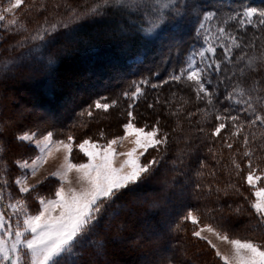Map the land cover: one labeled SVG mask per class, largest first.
I'll return each instance as SVG.
<instances>
[{"label":"snow or ice","instance_id":"1","mask_svg":"<svg viewBox=\"0 0 264 264\" xmlns=\"http://www.w3.org/2000/svg\"><path fill=\"white\" fill-rule=\"evenodd\" d=\"M217 4H221V0H217ZM22 5H25V0H8L5 7H0V22H4L0 27L10 31L9 26L16 25L17 19L14 15L9 19L6 14L14 13ZM110 12L130 18L131 32L124 28L121 31L143 42L145 50L135 57L140 65L146 63L150 55L159 57L161 63L168 62L171 55L182 51L185 38L191 32L202 39L201 46L188 50L185 62L167 78L157 83H150L148 79L134 81L133 90L122 94L125 99L133 101L128 105V120L122 125V136L108 139L105 143L91 137L77 142L71 134L57 138L53 130L40 132L38 120L33 121L34 129L15 134L18 144L31 145L37 153L34 157L13 161L21 172L13 182L20 194L17 198L8 190L10 167L5 157L11 146L4 135L5 124H14L15 121L0 123V264H110L106 259L109 249L116 242L127 243L122 233L128 223L127 217L134 216L138 206L136 202L131 205L124 203L125 197L136 195L144 179L156 173L163 153L168 151L171 135L162 130L159 119L150 128L137 126L131 109L134 102L144 96L145 87L157 89L170 82L185 84L194 92L195 100L206 105L184 115V104L188 103L184 100L172 111L173 116L184 115L189 121L193 116H200L197 123H202L209 116L214 117L216 124L210 136L223 140L229 150L233 149V138H240L242 154L248 158L244 180L254 189L251 209L259 226L264 229V187H257L258 182L264 180V170L254 167L252 159L256 152L252 145L258 132L264 141V5L257 7L242 2L240 8L224 9L222 4L207 7L203 0H93L82 11L71 10L70 14L51 22L45 19L31 32L23 29L28 34L18 47L30 50L20 60L26 61L31 57V64L20 63L17 59L0 61V76L30 71L36 65L51 74L58 63V55L48 50L49 38L62 29L74 32L72 25ZM230 24L231 28L228 27ZM250 30L252 35L249 37ZM218 49L221 50L219 56ZM221 87L224 89V105L217 107ZM107 99L95 100L86 114L91 117L94 110L109 112L117 101L102 102ZM148 107L153 108L154 105L149 103ZM21 109L18 114L21 120L28 114L40 115L30 107L21 106ZM226 129L229 130L228 135L222 136ZM179 130L178 120L173 131ZM196 132L202 134L205 128L199 127ZM99 136L103 140L104 132L101 131ZM192 139V136H187L184 143L190 145ZM125 141H129L132 147L118 152L117 146H122ZM74 149L86 158L85 162L72 161ZM150 149L161 153V156L145 160ZM258 149L264 151V142ZM59 152L64 154L60 166L35 184H30L29 181L35 180ZM187 155L189 148L177 153L173 161L177 174ZM232 163L239 179V173L243 171L241 164L235 159ZM205 167L207 165L201 162L200 168ZM73 172L77 174L76 186H72L69 179ZM196 175L202 177L204 173L197 172ZM50 179L57 184L53 186L51 195H44L41 185ZM195 187L199 190L203 186L197 184ZM206 191L219 199L239 193L240 189L235 184L224 188L210 184ZM29 196L38 205L34 213L29 210ZM5 200L8 201L6 204ZM152 206L157 205L153 203ZM219 211L215 207L208 210L212 217L209 223H203L191 209L182 219L195 226L192 236L214 250L221 264H264V244L231 238L227 225L222 219L216 220L215 214ZM240 211L239 207L235 209L236 213ZM145 235L149 239L158 238V233L151 229ZM209 235L230 245L231 254L222 253ZM151 264L181 262L171 258L170 250L164 249L163 254Z\"/></svg>","mask_w":264,"mask_h":264},{"label":"trees","instance_id":"2","mask_svg":"<svg viewBox=\"0 0 264 264\" xmlns=\"http://www.w3.org/2000/svg\"><path fill=\"white\" fill-rule=\"evenodd\" d=\"M203 2L207 7L222 4L224 9L240 8L242 2L257 7L264 5V0H221V4H217V0ZM92 3L93 0H38L28 7V14L21 27L20 23L17 27H10V31H1L0 61L20 60L29 52L28 47H18L20 41L28 34L23 29L31 32L43 24L45 19L50 22L60 19L70 14L71 10L82 11ZM114 16L120 15L110 12L108 15L85 19L72 25L74 32L62 29L54 37H50L48 50L58 55V63L51 74L36 65L30 71L6 73L4 76H7V79L0 76V120L17 119L18 116L14 115L18 112L17 106H26L46 115L48 120L58 125L59 130L76 131V126L83 123L87 125L88 120L81 113L95 100L101 97L121 99L125 91L133 90V82L140 79H148L150 83L162 81L185 62L188 50L196 48L202 42L190 30L191 34L186 36L182 51L171 55L168 62L161 63L159 57L150 55V59L140 65L135 57L138 52L145 50V46L139 38L127 33L93 34L94 30H100L102 25L110 23ZM126 18L128 23L123 28L131 32L130 18ZM228 27L231 28L232 25ZM251 35L250 30L248 36ZM66 39L71 41L70 47L63 52L59 51L60 47L67 45ZM220 54L221 50L218 49L217 55ZM20 63L31 64V57L26 61L20 60ZM73 82L79 83L82 97L77 101L73 100L71 108L63 113L50 108L53 104L57 105L65 100L67 89ZM223 92L221 87L217 107L224 105ZM144 93L135 103V114L143 125L152 126L156 120H160L162 130L171 134L168 151L163 153L156 173L146 177L138 186L139 192L125 197L124 203L138 204L135 208L136 214L127 217L128 223L122 233L127 243L112 244L107 261L110 264H151L163 254L164 249H168L171 258L181 264H220L207 244L192 236L195 226L182 219L189 209L193 210L203 223L212 220L208 215L210 208L220 209L221 211L215 214L216 220L222 219L230 229L231 238L250 239L264 244V229L259 226L258 218L251 209V202L254 201L253 189L244 180L248 170V158L242 154L240 138H233V149L229 150L223 140L210 136L216 124L214 117L209 116L202 123H197L201 120L200 116H193L191 121L186 120L184 115L187 112L196 111L206 105L197 102L194 92L185 84L170 82L157 89L145 87ZM31 95L36 96L37 100H31ZM184 100L188 101L184 104V115L173 116L172 111L183 104ZM125 101L129 102L128 99ZM169 101L175 102L168 103ZM149 103L154 107L149 108ZM178 120L180 130L173 131ZM199 127H204L205 132H196ZM228 131L226 129L221 135L227 136ZM12 133L13 129L10 130V134ZM187 136L193 137L190 145L184 143ZM262 142L264 141L258 132L252 145L256 149L252 159L254 167L264 170V151L258 149ZM185 148H189V155L184 158V164L180 165L181 171L177 174L173 161L176 160L177 153ZM154 152L153 156H161V153ZM233 159L240 163L243 169L239 173V179L232 163ZM201 162L207 167L200 168ZM197 172H203L204 176L198 177ZM197 184L203 187L198 190L195 187ZM210 184L221 188L235 184L240 192L217 199L206 191ZM229 191L231 192L230 188ZM4 203L6 204L7 200ZM153 203L157 206L153 207ZM238 207L241 211L236 213L235 209ZM149 229L158 233V238L149 239L145 235Z\"/></svg>","mask_w":264,"mask_h":264},{"label":"rangeland","instance_id":"3","mask_svg":"<svg viewBox=\"0 0 264 264\" xmlns=\"http://www.w3.org/2000/svg\"><path fill=\"white\" fill-rule=\"evenodd\" d=\"M38 0H25V5H22L20 9L14 10V13L12 14H6V16L10 19L13 15L17 19V24L14 26H9V27H17L21 23L20 27L22 24L25 22V17L28 14V7L33 6L35 3H37ZM8 0H0V7H5L7 5ZM4 22H0V25H3ZM128 23V20L125 16H114L112 17V21L110 23H106L101 26L99 32L98 30H94L93 34H125L124 32L121 31L124 25ZM1 31H4L3 27H0V43H1ZM70 39V38H69ZM66 39L67 45L65 47H60L59 51H65V49L70 47V40ZM77 40V39H76ZM81 40V39H79ZM202 41V39H201ZM202 43V42H201ZM201 43L196 48H199L201 46ZM76 86V87H75ZM79 83L78 82H73L72 84L69 85L67 89V96L65 97V100L62 101L60 104H53L52 109H57V112H65L66 110H69L71 108V103L73 100H76L81 98L82 95L79 92ZM82 86H84V83L82 82ZM87 87V86H86ZM85 87V88H86ZM88 88V87H87ZM36 95V94H35ZM37 96V95H36ZM34 95H31V100L35 101L37 100V97ZM72 100V101H71ZM112 100H116L117 104L114 108L110 109L109 112L105 113L103 111H93V115L89 117L86 112L89 109L92 103L89 107L86 108L84 117L88 120L87 125L85 123L76 126V131L68 132V131H62L59 130L58 125H55L52 120H48V117L46 115H43L39 112V116H33L32 114H28L26 118L22 119L19 117V113L21 112V106H17V111L15 112L18 118L13 120L12 118L7 121H15L14 124H5V137L8 140V143L10 144L11 148L10 151L6 153V159L8 161L9 167H10V172L8 174L9 178V191H11L12 195L14 198H17L20 196L18 189L14 185V180L17 175H20L21 172L18 168H16L15 164L13 161L18 158H29V157H34L37 153L36 150L31 146L27 144H18L15 141V134L26 131L29 129H34L35 126L33 124V121H39L40 122V127L39 131L40 132H46L48 130H53L56 133L57 138H64L68 134H71L75 137L77 142L82 141L84 138L91 137L94 140H98L100 143H105L108 139L116 138L119 136L123 135V129L122 125L127 122L128 116H127V111L129 110L128 105L130 103H133V101L126 102L125 98L122 97L121 99L119 98H112L109 97L106 101L102 102H110ZM137 102V101H136ZM134 102V103H136ZM56 106V108H55ZM59 106V107H58ZM135 106L131 109L134 111ZM4 120H0V123H4ZM135 123L137 126H145L142 124V121L139 120L136 116ZM149 128L151 126L147 125ZM58 127V128H57ZM13 129V133L10 134V130ZM82 131V132H81ZM103 131L105 134V138L103 140L100 139L99 133ZM81 133V134H80ZM8 135V136H7ZM132 145L129 141H125L122 146H117V151L118 152H123L127 151L129 148H131ZM154 149H150L149 153L146 154L144 157L145 160L150 159L153 157ZM63 152L56 153L53 158L49 160V163L43 168L39 176L35 180H30V184H35L38 180L43 179L46 175H48L50 172L56 170L60 164L63 162ZM158 156V155H157ZM72 161L74 163H80V162H85L86 158L83 157L81 153L77 149L73 150V154L71 157ZM69 179L72 181V186H76L78 183L77 179V174L75 172L70 174ZM57 184V181L54 179H50L47 181L44 185H41V191L42 194L44 195H51L52 191H54V185ZM257 187H264V180H261L258 182ZM252 188V187H251ZM253 189V188H252ZM253 195H254V189H253ZM255 199V197H254ZM29 201V210L31 212H35L38 209L37 203L31 199V196L28 197ZM8 202V201H7ZM7 211V209H6ZM196 214V213H195ZM197 215V214H196ZM198 216V215H197ZM252 237V236H251ZM209 238L213 240L214 243L217 244V246L220 248L221 252L230 255L232 252L231 246L225 243H221L220 241H217L214 237L209 235ZM242 239L243 238H239ZM208 246V245H207ZM209 247V246H208ZM210 248V247H209ZM211 249V248H210ZM212 250V249H211ZM214 253V250H212ZM215 256V253H214ZM216 257V256H215ZM217 258V257H216ZM219 260V258H217ZM220 262V261H219ZM221 264V262H220Z\"/></svg>","mask_w":264,"mask_h":264}]
</instances>
